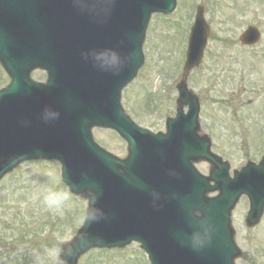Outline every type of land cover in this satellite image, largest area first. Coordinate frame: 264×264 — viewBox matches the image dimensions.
<instances>
[{
    "label": "water",
    "instance_id": "water-1",
    "mask_svg": "<svg viewBox=\"0 0 264 264\" xmlns=\"http://www.w3.org/2000/svg\"><path fill=\"white\" fill-rule=\"evenodd\" d=\"M173 2L165 4L164 9L170 10ZM101 3L126 5L125 0H35L37 26L30 32L31 56L26 59L27 46L26 54L22 51L16 59V47L11 48L13 45L10 47L7 43L10 40L0 38V60L12 76L10 85L0 91V134L10 135L15 127L22 125L26 115L35 119L40 129L48 134L50 153L47 157L61 160L64 178L70 188L75 192L85 190L92 194L90 218L73 242L65 246L58 264H75L79 255L93 245L122 246L131 240L141 242L152 264H233L238 250L229 223L232 205L241 192H246L252 202L248 217L251 219L258 216L256 213L264 203V196L255 199L258 185L246 184L242 180L248 169L236 173L231 179L227 164L211 155L207 144L193 145L183 159L188 164L192 158L209 159L215 165L211 178H221L219 181L214 179L221 189L220 195L206 198V191L216 187L209 186V179L190 167L192 173L181 171V175H188V184L178 191L189 196L184 201L183 197L178 199L165 212L157 210L154 197L150 196V183L139 181L145 177L143 161L148 162L150 157L149 153L140 156L138 152L142 150L137 136L141 130L123 113L118 115L119 108H114L119 87L136 71L137 63L129 61L126 66L113 68L114 92L109 99L112 107L100 114L88 104H82L71 92L69 82L77 65V51L88 44L92 45V51L94 49L92 34L99 28L102 9L98 5ZM44 12L47 13L45 17ZM197 20L192 29L187 68L200 61L206 41L207 27L201 13ZM18 41L23 43V40ZM17 47L20 48L21 44L18 43ZM37 67L48 71L47 84H38L30 79V71ZM180 99L189 104L192 115L196 113L197 100L185 86L180 88ZM186 118L180 114L176 122L184 123ZM94 124L112 126L126 137L130 144V155L126 160L112 157L93 142L90 127ZM195 127L194 116L192 125L187 126L192 135H195ZM12 151L8 149L0 154V162L4 153V158L10 160L8 165L0 166V176L15 164L16 159L9 154ZM152 166L150 164L147 171L151 172ZM258 168L264 169V163ZM105 190L117 203L111 202L105 208L119 204L124 211L131 213L117 233H113L112 221L116 217L121 219L119 213L109 211L94 217ZM136 190L140 192L141 204L137 203ZM197 211L201 216L196 214Z\"/></svg>",
    "mask_w": 264,
    "mask_h": 264
},
{
    "label": "rangeland",
    "instance_id": "rangeland-1",
    "mask_svg": "<svg viewBox=\"0 0 264 264\" xmlns=\"http://www.w3.org/2000/svg\"><path fill=\"white\" fill-rule=\"evenodd\" d=\"M198 3L205 5V17L211 26L209 47H216L214 58L217 60L212 63L209 53L184 82L201 101L200 133L211 138L212 151L230 163L232 172L247 161L258 162L264 154L261 142L264 139V58L257 55L264 49V38L256 52L242 50L238 43V36L247 23H256L264 30V0H178L172 14L152 17L143 44L145 62L123 90L122 103L143 128L165 130V118L173 116L178 105L176 84L180 80L177 83L176 80L193 8ZM243 72H247V78L242 76ZM3 74L0 84L6 85L9 77L4 70ZM32 77L44 81L46 74L35 71ZM242 79L248 85L243 90L239 84ZM172 82L175 84L170 86ZM239 95L247 100L244 107L236 101ZM243 112L248 118L246 125L241 126L239 117ZM239 126L243 131H238ZM251 126L254 141L249 142L246 133ZM257 135L263 138L257 139ZM93 137L115 155H127L126 142L114 131L95 128ZM196 165L199 171L208 174L209 164ZM59 172V162L36 160L17 166L0 180V264H56L64 243L74 236L82 223L87 201L69 192L59 180ZM49 191L64 192L67 198L50 208L44 201ZM244 200L238 202L232 214L236 241L243 252L236 264H264V220L248 227L244 221L248 202ZM87 253L78 264L89 261ZM89 264H150V261L140 246L132 243L123 249L92 251Z\"/></svg>",
    "mask_w": 264,
    "mask_h": 264
},
{
    "label": "clouds",
    "instance_id": "clouds-1",
    "mask_svg": "<svg viewBox=\"0 0 264 264\" xmlns=\"http://www.w3.org/2000/svg\"><path fill=\"white\" fill-rule=\"evenodd\" d=\"M67 198V194L64 192H52L49 191L45 197V203L50 207H57L64 199Z\"/></svg>",
    "mask_w": 264,
    "mask_h": 264
},
{
    "label": "flooded vegetation",
    "instance_id": "flooded-vegetation-1",
    "mask_svg": "<svg viewBox=\"0 0 264 264\" xmlns=\"http://www.w3.org/2000/svg\"><path fill=\"white\" fill-rule=\"evenodd\" d=\"M263 35H264V30H263V32L261 31V37H263ZM254 46L255 45H253V46H243V47H245V48H253ZM256 51L257 50L255 49L254 52H256ZM257 55H259L261 58H264V49L260 53H257Z\"/></svg>",
    "mask_w": 264,
    "mask_h": 264
}]
</instances>
